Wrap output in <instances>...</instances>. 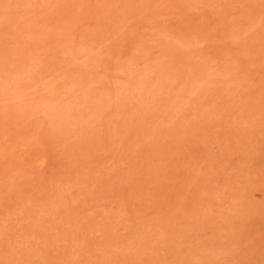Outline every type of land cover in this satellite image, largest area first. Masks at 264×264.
<instances>
[{"label": "rangeland", "instance_id": "rangeland-1", "mask_svg": "<svg viewBox=\"0 0 264 264\" xmlns=\"http://www.w3.org/2000/svg\"><path fill=\"white\" fill-rule=\"evenodd\" d=\"M0 264H264V0H0Z\"/></svg>", "mask_w": 264, "mask_h": 264}]
</instances>
